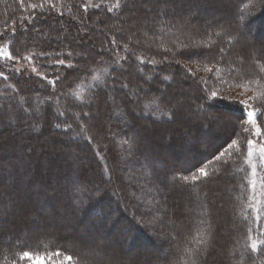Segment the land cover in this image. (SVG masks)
<instances>
[{"label":"trees","instance_id":"trees-1","mask_svg":"<svg viewBox=\"0 0 264 264\" xmlns=\"http://www.w3.org/2000/svg\"><path fill=\"white\" fill-rule=\"evenodd\" d=\"M176 1L177 0H171L167 2V14L158 16L157 13L162 5L158 0H152V2L156 5V8L153 11L152 21H150L146 26V31H143L145 26H143L140 31V33L144 32L149 35V41L140 42L138 39H134V35H132L131 31V27L136 25L135 22L132 23L131 18H134V16L137 17L135 13L132 14V17L130 16V10L132 9L131 3L135 2L134 0H129V8L122 11V13H125L129 21L123 24V29H117V31H112L111 27L103 25V22L111 20L112 18H117L122 13L119 15H117L115 11L109 13L107 12L106 6H102L100 8L90 6L93 4H101L102 0H48V2H45V0H23V4H21V0H0V29H4L0 32L3 36L2 41H0V46H2V44H7L9 51L13 52L14 55L16 53L21 55L28 53L33 54L32 63L34 66L38 67L40 73L44 72L47 77V79H43L41 76L36 74H25L22 71L6 69L1 65L2 63H0V71L4 72V74L8 76L7 81H5L3 77H0V103L4 105L3 111H0V122L4 123L6 119H9L11 116L17 114L16 101H18L20 97H24L29 101L25 107H29L30 110V106L33 104V106L35 105L33 108H38L39 111L36 112L35 110L33 111V115L31 117L25 116L23 119L15 120L13 123L15 126L20 127L24 124V122L31 121L30 126L32 127L33 122H35L37 124V128L35 130H33V128L31 129V137L34 136L35 138H42L41 136L49 130L64 136L76 135L79 133L80 128L72 121V114L87 111L92 114L91 121H87L89 124V131L87 135L91 136V132L93 134H100L101 137L99 140H101L104 138L102 131L103 127L99 125L97 126V123H99L98 119H96L98 118V115L92 113L91 108L94 109V111H98L100 109L102 113L105 110L108 111L109 107L105 105V98L107 95L112 96V89L120 84L119 81H117L118 77H120V79L125 78L130 81L138 90H140V87L142 86H150L148 90H143V88H141L140 98H137L139 100L137 103V109L141 108L143 114L150 110V108H146L145 105H151V102L154 99L164 100L165 103L161 104V107H168V102H174V100H176V96H174L173 93L169 94L170 91L168 90L163 96L162 93H159L158 87H160V84L167 86L173 84L174 82L178 83L179 76L181 75L190 79L185 73L186 68L178 64L176 61H195L201 65H203V61L204 63H207V66L212 67L213 63L211 61L218 53L219 47H229L226 44V41L229 39L228 33L232 32L233 35H235V32L233 31L234 15L238 8L243 12V16L240 17V22L245 25L248 31V36L251 38L253 45L256 49L264 47V45L260 43L261 41H264V6H262L261 0H243V3H241V0H196L193 4L190 2L192 0H183L181 2ZM108 2L109 0H103V5H107ZM221 2H224V4L228 7L219 5ZM32 4L43 5V7H36L33 9L30 7ZM85 4L89 5L87 11H85L84 8ZM216 5H218V8L215 7ZM213 8L220 9L227 14L222 17L219 15H222L223 13L217 14L216 16L213 15V17L211 14L210 16L207 15L209 11L211 13V9ZM190 13H195V15L192 16L190 24H185V20L189 17ZM69 19L74 21L85 20L88 24L94 25L93 33L96 35L97 41H100L99 44L101 49H105L103 46L104 44L108 49L103 52L102 60L101 56L98 55L101 50L97 51L96 47H94L91 43H87V41L86 45L90 50L86 55L87 59L82 60L74 55L73 58H66L67 52L71 51L70 49L64 48L68 47V42L71 44L70 47L81 45V43H77L75 41L77 36H73L72 33H68L67 37L64 36L61 39L53 37L42 38L39 36L36 37L35 34H30L31 31L34 32V28L36 30H40L42 26L46 29H55L57 28V21L61 22L62 27L68 31L69 24L64 23L63 21L67 22L66 20ZM129 22H131L130 26L128 25ZM181 24H185L181 31H177V27L171 26H179ZM253 31H256V36H252ZM217 32L222 34L221 38L216 37L215 33ZM23 33H28L30 38L25 40ZM177 36H179L182 44H189L190 49H185L183 45L179 44L181 42H177L175 48H173L176 55L173 57L170 52H164L163 49L165 47L172 48L173 42ZM113 38L117 41L118 48L117 45L111 44V40ZM213 42H215L216 47L211 50L209 56L197 54L199 52L209 51L201 46L204 44H212ZM124 44L128 45L131 49V53L124 52ZM177 44H179L178 47ZM191 47L195 48L191 49ZM42 52L47 53L48 55H39ZM61 52H65V54H62ZM57 54L62 55L58 57ZM248 55V52L241 51V45L234 44L231 46L229 55L225 57V63H221L217 66L220 67L222 71H225L227 65H232L233 62H235L233 66H236L238 70H240V60L243 58L245 60V63L242 66L243 71L253 73L254 70L252 65L255 57L249 59ZM123 56H127L128 58L126 60L120 59V57ZM138 56L145 59V61L151 59L154 63L145 62L144 64H141L139 60L136 59ZM165 57H167V59H165ZM58 58L65 59V63H68L69 59H71L72 63L86 68H93L95 71L88 74L83 71L67 69L63 65L55 63ZM114 58L116 61L119 60V66L115 64L116 62L112 66L107 64V67L102 66V62L107 63L112 61ZM98 61H100V63H98ZM113 66L118 70H112L110 67ZM122 67H124V70H121ZM107 68L111 70L114 77L117 76L116 81L118 84L115 83L116 85L114 87H110L109 85L112 79H109L108 76L104 75V70ZM60 69H62L65 73H59ZM109 69L107 70L109 71ZM141 69L143 71H141ZM82 74H85L87 76L86 78L91 81L89 86H87L88 83L83 79L74 83L75 80H77V78H79ZM57 75L61 77V80L55 84V91H53V85L49 84L48 81L54 80ZM210 75V73H206L203 70L196 72L197 77H207ZM93 76H98L99 80H94ZM165 76H168L171 79L169 81H165L163 80V77ZM148 77H151L152 79L148 80ZM190 80L196 84L195 87L198 91V88L201 87V85H199L195 79ZM95 81L97 82L94 83ZM103 81H107V88L103 87ZM5 85H11L12 87L6 88ZM13 89L16 91H13ZM67 90H69V93H67ZM221 91L225 90L222 89ZM116 92L125 99L124 103L126 104L127 109L130 107L128 111L132 110L134 106L132 107V104L128 101L127 97L124 96V91H122L120 86ZM229 92L233 93L234 90ZM261 92H264V88L262 87L260 88L258 95ZM96 93H98V95H96ZM9 95L13 97L12 100L5 99V97ZM49 96L53 97L50 102L47 100ZM61 97L63 100L60 101ZM54 98L59 99V104H56V100ZM41 101L43 103H39ZM89 102H91L90 106ZM9 104L11 105V108H9ZM234 106L231 103H222L221 105L224 109L236 108L233 110V113L235 114V119H233L234 121L229 119L231 121L230 125L232 123L235 125L236 134H232V126L228 132L223 134L221 139L219 138V140L217 139V141L211 142V145L206 146L205 148L201 149L199 146L192 145V149L190 151L191 153L189 152L190 154L188 157L184 161L178 160V162H176L177 164L174 165H166L154 157L142 155L143 147L141 146L136 149V154L128 160L129 165L132 168L131 175H128L127 172L122 173V169H118L121 168L122 165H120L117 160L115 153L107 156L106 163L102 162L103 160L100 158L99 152L96 149L92 150L94 146L93 138L92 142L89 143L82 135L75 138L71 137L72 143H74V140L80 141L81 146L86 148L85 151L88 150L87 152H89L90 155V167L88 168L85 166L83 163V157H76L75 152H73L72 149H69L66 154L72 158L73 167L64 170V178L62 179L64 182L61 187L65 190V187L75 179L76 175H78L79 180L87 185L89 189H94L99 186L101 192L99 198L96 200H89L78 214L71 211V209L67 211V214H70L71 217L73 216V218L77 220V226L88 220L91 214H95L96 217L100 216L103 217V219H107L106 221L109 222L108 225L103 222L98 226V223H95V221L92 220L88 224L90 228L93 229L97 226L100 227L102 229L101 231L104 232L106 236H111L114 242H119V244L131 249L138 246H144L146 241L149 244L152 242L151 237H147V235L144 234L142 228L143 226L137 223L138 220H136V214L139 220L143 219L144 222L146 221L148 231H151L152 234L157 237L158 243L154 247L159 249V256L161 255L167 257L165 261L161 262L162 264H190L189 258L184 254L183 250L186 247H194L195 242L193 241V244L189 245L186 241V237L191 239L197 234V232L205 234L210 231L213 235L211 245L208 246L207 255H211L212 252V255L210 256L211 260L215 256L214 249H218L219 246L213 243V238L215 236L213 226L210 224L209 220L211 218V214L208 210L210 206L208 199L211 198V196H208V194L220 187L222 184L220 178H223V176L225 178V175H228L229 172H231L233 176H230L229 179L234 177V179L237 180L238 185H234L233 187L234 194L232 195L230 203V212L232 215L236 216L237 221L240 223V227L243 226L242 229L237 231V234L239 235L238 242L242 241L244 247H242V249H244L243 251L245 252L243 264H252V261L249 260V256H251L255 264L264 263V254L259 251L257 253H250L249 249L251 241L249 239L250 233L248 232V228H251L252 226L250 212L247 209L248 182L244 152L240 155L226 153L225 156L221 158V162H216L214 160V155H218L217 148L225 140H227L229 136H231L232 139L238 140L241 147L245 148V142H243L246 139L245 136H238L240 130L242 129L239 123L242 113L239 105V107L237 105ZM13 108L15 111H12ZM66 109H68L69 113H67ZM120 109L122 111L123 109L126 111L123 105ZM61 111L67 113L68 122H72L73 125L67 132L65 131L64 123L66 118L56 115ZM113 112H116L118 116L117 118L122 120L119 116L120 110L118 108H114ZM129 112V117L135 121L131 111ZM108 115L111 118L114 117V114L110 111H108ZM143 118H145L144 115ZM145 120L153 122V119L151 118H145ZM257 121L264 129V115L259 116ZM9 122L12 121L10 120ZM135 122L134 129L131 131L127 130L128 127L126 129L123 128L122 130L118 125L110 127L111 129L109 128L115 135L114 138H117L120 141L121 146H125L129 144V142H133L132 137L138 129L136 127L138 124ZM56 124H60V127L57 128ZM5 125L8 124L5 123ZM197 130H201V128L199 127ZM123 141H128V143L122 144ZM0 144H2L1 141ZM35 147H38L37 143H35ZM14 150L17 152L18 158L14 163L6 162L7 164H2L5 169H27L32 174L33 171L35 172L36 170L34 178L38 182L41 181L45 172H51L53 167H48L49 169L44 171L43 164L46 162V159L43 154H40L38 149L36 151L37 155L32 152L28 153L29 149L27 150V146L21 144L16 145ZM48 152H50V146L48 148ZM42 159L43 162H41ZM209 161L212 162L209 163ZM18 162H22L23 164L18 165ZM109 164L110 167L112 166L115 169L113 173L109 168ZM92 165L95 166L96 180H94L91 175ZM201 167H204L206 171L207 169L215 171L217 168L218 173L207 179L202 178L195 184H185L180 179V177L185 175L191 176L192 174H196L195 172H198V169ZM120 172L123 176L125 174V178H129L132 182L127 189L125 188L123 201L126 203V206L130 208L134 204V206H137V210L130 212L127 211L126 207L118 206L119 201L113 194V188L111 187L112 189L110 190L109 186H104V181H109L111 174L114 180L120 177ZM209 173L213 174L214 172L209 171ZM168 181L169 183L173 182L172 184L170 183L172 186L171 191L169 190ZM212 182L217 183L212 185ZM173 184L177 187L186 189H201L204 184L207 186L200 191V193H198V200L193 197L189 198V200L191 199L192 201H189L190 205L192 206L193 204L195 206L193 211L189 206V213H193V216L190 218V221H192L191 223H193V225L191 224V228L187 225L184 226V221L180 218V208L178 204L174 202L173 198L175 195H173V192H175L173 188H176ZM4 186L5 183L3 181V183L0 184V191L4 188ZM48 187L49 185L43 186L44 189L49 190ZM133 193H135V197L132 195ZM21 194H23V191L16 188L14 193L8 195L0 201V210H11V207L13 206L11 213H8V217L14 219L12 222H7L6 214L4 218L1 219L0 217V225H13V231H15V234L13 235L6 233L9 240L5 242L3 229L0 230V264H21L19 261V255L22 251H32L36 255L45 256L47 258L54 249H59L63 255L60 258L55 259L52 264H68L67 261L63 260L64 256L73 257L71 264H99L100 259H108V256L105 255L104 252H100L99 256L95 255L97 256L96 259H88L82 255L83 253L81 252L82 249H80V246H77L78 248H74L77 243L73 246V241L70 238L68 240H64L62 235H54L49 230H45V233L40 234L38 233L39 231L35 230L37 227L30 226L31 229L26 228L28 231L27 233H25L24 229L20 232L21 229H19L18 226L19 224L23 225V220L26 219L24 209H22L19 204L17 207V204L9 203L8 197L13 196L21 203L23 201ZM53 196H55V194H53L52 197ZM55 199L59 201L58 207L68 208V203L65 202L64 204H61L62 201L60 199ZM123 201H120L121 205L123 204ZM149 201H158L159 203H153L152 211L150 213H146L145 208L147 206V202ZM105 203H113V206H116L112 207L107 212L103 209ZM163 206H166V209L169 208V213L162 211ZM133 207L132 209H134ZM14 213H16V216H13ZM113 215H115V217H113ZM172 216H176V219ZM153 217H155L154 220ZM1 220H3V222ZM15 220H17V223ZM150 220L153 221L152 224H149ZM172 221L175 222V229L173 228ZM201 221H203V223H201ZM119 222L126 223V225L121 226L120 231L116 227ZM206 224H208V226H206ZM209 224L211 225L210 228ZM43 231L44 230H42V232ZM114 232H117V235ZM112 234H115L117 237ZM173 237H175V239H172ZM262 239H264V236H262ZM231 252L234 253V250ZM91 255L94 256V254ZM232 256L237 259L238 262L241 261L240 257H236L233 254ZM22 264H31V262L25 260ZM44 264H49L47 259H45ZM200 264H203L202 261H200Z\"/></svg>","mask_w":264,"mask_h":264},{"label":"rangeland","instance_id":"rangeland-1","mask_svg":"<svg viewBox=\"0 0 264 264\" xmlns=\"http://www.w3.org/2000/svg\"><path fill=\"white\" fill-rule=\"evenodd\" d=\"M134 1L135 2L131 3L132 9L130 10V16L132 17V14L135 13L137 17L134 16V18H131L132 23L135 22L136 24L134 27H131L132 35H134V39H138L140 42L149 41V35L145 34L144 32L140 33V31L143 26H145L143 31H146L145 30L146 26L149 24L150 21H152L153 11L156 8V5L154 4V2H152V0H137V1L134 0ZM169 1L171 0H167V2ZM178 1L181 2L183 0H177L176 2ZM195 1L196 0H192L190 2L193 4V2ZM219 5L228 7L226 4H224V2H221V4L219 3ZM215 7L218 8V5H216ZM148 9H151V12H149ZM221 13H223L222 15H219L221 17L227 14V13H224V11L220 9L213 8L211 9V13L209 11L207 15L210 16L211 14L213 17V15L216 16L217 14H221ZM66 21L67 22L65 21L63 22L69 24L68 31H66V29L62 27L61 22L57 21L56 22L57 28L55 29H46V28H43L42 26L40 30H36L34 28L33 29L34 32L31 31L30 34H35L36 37L39 36L42 38L43 37H53V38L61 39L64 36L67 37L68 33L70 34L72 33L73 36H77L75 41L77 43H81V45L79 46L75 45V46L70 47L71 44L68 42L67 43L68 47H64V48L70 49L74 53L73 55L75 57H78V54L82 53L83 57H80L82 60L87 59L86 55L88 54V51H90L86 45V41L87 43H91L94 47H96L97 51L101 50V47L99 44L100 41L99 42L97 41L96 35L93 33L94 25L88 24L87 22H85V20L84 21H81V20L74 21V20L69 19ZM127 21L129 20L127 19L125 13H122L117 18H112L111 20L104 21L103 25L111 27L112 31H117V29H123L124 28L123 24ZM128 25L130 26L131 22H129ZM3 30L4 29H0V32ZM255 34H256V31H253L252 36H256ZM23 37L25 38V40H28L30 38L28 33L26 34L23 33ZM179 44L184 45L182 43H179ZM179 44H177V47L179 46ZM103 46L105 48L104 52L107 51L108 49L106 48L105 44ZM194 48L195 47H191V49H194ZM61 53L65 54V52H61ZM29 54L30 53L23 54V55H29ZM15 55H21V54L16 53ZM177 61L176 62L178 64H180L186 69H192L193 71H196L197 69L203 70V65L199 64L198 62H195V61L186 62V61H181V60H177ZM115 62H116V59L114 58L112 59V61H109L107 63L102 62L101 64L103 67H107L106 64L109 66H112L114 65ZM0 63H2L1 65L6 69L16 70L17 68H19L20 71L24 72L25 74H28V73L36 74V73H33L31 70L32 67L34 66L32 61L28 62V61L20 60L19 62H16V61L6 62L4 60H0ZM115 64L119 66V64L117 63ZM110 68L112 70H118L114 66ZM121 70H124V67H122ZM37 71L40 72L38 70V67H37ZM108 72L110 73L112 77V81H110L111 83H113V80H114L115 83L119 81L120 84H125V83L128 84L127 89L125 90L122 88L121 89L122 91H124V94H125L124 96H126L128 101L132 104V107L134 106L133 109L129 111H131V114L133 115L134 120L137 122L133 121L132 118L129 117L128 113L130 112L128 111V109H130V107L127 109L126 104L124 103L125 99L121 95L117 94L116 91L120 85L117 83L118 84L117 87L112 89L113 90L112 96L107 95V97L105 98V105L109 107L108 111L114 114L113 118L109 117L107 110H105L102 113L100 109L98 111H94V109L91 108L92 113L98 115V118H96L98 119V122H99L97 123V126L99 125L103 127L102 131L104 135V138L102 137L103 139L99 140L101 137L100 134H93L90 130L91 137L93 138V143H94L92 150L96 149L99 152L100 158H102L103 160L102 162L104 163H106V158L108 155L110 156V154L115 153V155L117 156V160L119 161L120 165H122L121 168H118L120 170L122 169L121 170L122 173L127 172L128 175H131L132 168L130 167L128 160L130 159V157H133L136 154V149L141 146L143 147V152H144V153L142 152V155H145L147 157H150V156L154 157L158 159V161L160 160L166 165H169V164L174 165V164H177L176 162H178V160L184 161L188 157V155L191 153L190 151L192 149V145L199 146L201 147V149L205 148L206 146L211 145V142H215L217 141V139L219 140V138L221 139L223 134L225 132H228L229 129L234 125L233 123L230 125V122H231L230 120L235 119V114L233 113V110H235L236 108H233V109L225 108L229 112L224 109L223 112L214 113L215 115H219L221 117L220 123L200 125L199 127L201 128V130H197L199 129V127H197L193 131L192 135L186 138L184 133L186 132L189 126V122L185 120L183 116H178L175 122L173 123H163V124L147 121L145 120V118H143L142 109L141 108L137 109L138 108L137 103L139 101L137 98L138 97L140 98L141 88H143V90H148L150 86H145V87L142 86L140 87V90H138L134 86V84H132L130 81L126 80L125 78L120 79V77H118L117 79V76L114 77V74L111 73L110 69ZM59 73L63 74L65 72L62 69H60ZM42 74L45 76L44 72ZM86 77L87 76L85 74H82L79 78H77V80H75L74 83H77L83 79L85 80V82L88 83L87 86H89V84H91V81L88 80ZM96 82L97 81H95L94 83ZM111 83L109 84L110 87H114L113 84ZM195 86L196 84L193 81L181 75L179 76L178 83L174 82L173 84L167 85V86L160 84V87H158V89H159V93H162L163 96L166 94L168 90L170 91L169 94L173 93L174 96H176V100L184 101L187 106L194 107L195 104L200 103L199 100L193 99L197 94V90ZM260 88L261 87L259 85L254 84L253 91L248 92L247 94H243V95H242L243 90L239 88L235 89L233 93H230L229 91H221V95L229 96V101H223L222 103L229 104L230 101L232 100H239L241 98L246 99L248 96L258 95ZM133 92H135L136 95H133ZM67 93H69V90H67ZM110 97L115 98V103H112V101L109 99ZM54 99L56 100V104H59V99L58 98H54ZM61 100H63L62 97L60 98V101ZM176 100H174V102ZM122 105L125 107L126 111L124 109L123 111L120 109L122 108ZM33 107H35V105L33 106V104H31L30 110L32 112L36 110ZM254 107H255V104H254ZM114 108H118L120 110L119 116L122 118V120L120 118H117L118 117L117 113L113 112ZM12 111H15V109L13 108ZM66 111L67 113H69L68 109H66ZM187 115H189V112L185 111L184 116H187ZM9 119H6L4 123L0 122V141L2 143L0 144V164H7L6 162L14 163L16 161V159L18 158L17 152H15L14 150L16 145L21 144V145L27 146V150L29 149L28 153L32 152L33 154H36V155H37L36 151L38 149L40 154L41 155L43 154V156H45V159H46V162L43 164L44 171H46V169L48 170L49 169L48 167H53L50 173L45 172L41 181H39L40 184L42 186L49 185L48 187L49 190L46 189L47 192L51 196L55 194V196L53 197L60 199L62 201L61 204H64L65 202L68 203V201L65 198L66 197L65 190H63L61 185L64 182L62 180L64 178V175H63L64 170L69 169L70 167H73L72 166L73 160L71 157H69L66 154V152H68L69 149H72V151L75 152V156L83 157L84 159L83 163L85 164V166H87L88 168L90 167V155H89V152H87L88 150L85 151L86 148L81 146L80 141L74 140V143L71 142V137H78L77 134L64 136V135L56 134L55 132H52L51 130H49L47 133L41 136L42 138L40 137L35 138L34 136L31 137V134H32L31 133L32 127L30 126L31 121L24 122V124H22L20 127H17L14 125L13 122H9L10 121ZM134 122L138 124L136 125V127L138 128L136 130L137 132L132 137V141L134 143L129 142V144L125 146H121L120 141L117 138H114L115 135L110 130L111 129L110 127L114 125H118L121 127L122 130L123 128L126 129L128 127L127 130L131 131L132 129H134V125H135ZM5 123H7L8 125H5ZM192 123L199 125V121L194 120L192 121ZM239 123L242 129L240 130L238 136L244 135L246 139L250 138L254 142L253 145L251 146L252 156L250 158L247 156L246 146L245 148L243 147L245 149L244 150V155H245L244 161H245V166L247 169V182H248V201H247L248 207L247 209L250 212V220H251V226H252L251 227L252 232H250V237L252 239L261 240L262 239L261 229H264L263 228L264 159H261L259 149L262 146L261 142L264 141V129L262 125L257 121V125H259L261 129V135L256 136L255 135L256 130L254 127L250 128L249 133L243 132V128L249 127V125L247 124L246 118L244 120L239 119ZM246 139L245 141H243L245 142V145H246ZM35 143L38 144V147H35ZM49 146H50V152H48ZM41 162H43V159L41 160ZM17 164L22 165L23 163L18 162ZM253 166H255L256 175H253ZM109 168L111 172L113 173V171L115 170L114 167L112 166L110 167V164H109ZM209 171L214 172L213 174H210V176H214L216 173H218L217 168L215 171L207 169L208 173ZM35 172L33 171V175ZM195 173L198 174V172H195ZM229 174H231V172H229ZM229 174L225 175L226 176L225 178L224 176L223 178H220L222 181V184L220 185V187L216 188L212 193L208 194V196H211V198L208 199L210 203L208 210L211 214V218L209 220H210V224L213 226V231H214V236H215L213 238L214 240L213 243L219 246V248L214 249L215 256L211 260H210V256L212 255V252H211V255L210 254L207 255L208 254L207 252L204 253V256L201 260L203 264H238L237 263L238 260L235 259L232 256V254L235 255L236 257L245 258V252L243 251L244 249H242L243 244H242V241L238 242L239 235L237 234V231L239 229H242L243 226L240 227V223L237 221L236 216L232 215L230 212V203H231L232 195L234 194L233 187L234 185L237 186L238 184H237V180L234 179V177L229 179L230 176H233L232 174L231 175ZM91 175L94 180L97 179L95 176L96 175L95 166L93 165L91 166ZM125 176H126L125 174L123 176V174H121L120 172V177L118 179L113 180L112 174H111L109 181H104L105 183L104 186H107V187L109 186L110 190L113 188V193H115L116 199L119 201L118 206L126 207L127 211L131 212L133 210H137V206H134L133 204L134 207L133 206L132 207L134 209H132V207L131 208L127 207L126 203L123 201L124 200L123 196L125 194L124 193L125 188L127 189V187L130 184H132L131 180L129 178H125ZM253 181L255 182L254 185H253ZM4 183H5V186L0 192H2L4 194V198H6L8 195H11L12 193H14L16 188L10 187L6 179L4 180ZM170 183L172 184L173 182H170ZM170 183L168 181L169 190L171 191L172 186L170 185ZM216 183L217 182H212L211 184L213 185ZM173 186L176 187L175 189L173 188V190H175V192H173V195L175 194L173 198H174V202L177 203L180 208L179 209L180 211L179 213L181 215L180 218L183 219L184 226L187 225L188 227L191 228V224L193 225V223H191L192 221H190V218L191 216H193V213H189L190 212L189 210L192 209L193 211V209H195V206L193 204L192 206L190 205V202L192 201L191 199L189 200V198L193 197V198H196V200H198L199 199L198 193H200V191H202L207 186L206 184H204L201 189L200 188L199 189L198 188H192V189L180 188V187H177L175 184H173ZM23 194H21V196L24 199L26 195L24 191H23ZM227 196L229 197V199ZM120 201H123L122 205L120 204ZM19 205L21 206L22 209H24L23 201L19 203ZM115 206H113V203H105L103 206V209L104 211L108 212L112 207H115ZM189 206H190V209H189ZM17 207H18V204H17ZM166 208H167L166 206H163L162 211L169 213V208L168 209ZM12 209H13V206L11 207V210L10 209L7 211L5 209L0 210L1 219L4 218V216L7 214V219H6L7 222L14 221L13 218L8 217V213H11ZM67 213H68L67 211L64 213V215L67 217L65 220L61 221L60 219H57L53 224L45 223L42 227H38L36 225L33 226V224L30 221V218L26 216V219L23 220L24 221L23 225L19 224L18 228L21 229L20 232H22V229H24L25 233H27L28 231L26 228L31 229L30 226L37 227L35 228V230L39 231L38 233L40 234L45 233L46 232L45 230H49L54 235H62L64 240H68L69 237H71L70 239L73 241V246H74L76 244V236L70 234L71 232L65 231L66 227L70 226L71 228H74L76 230V234H79L85 228H90L88 223H90L91 220L95 221V223L97 222L98 226L101 225L103 222L106 223L107 225L109 224V222L106 221L107 219H103V217H100V216L96 217L95 214H91L88 220L82 222L80 225L77 226L76 224L77 220L74 219L73 216L71 217L70 214L68 215ZM96 213L99 214L98 212ZM15 214L16 213H14L13 216H16ZM257 216L260 217L259 221H257L256 219ZM113 217H115V215H113ZM135 217H136V220L139 221L138 216H136V214H135ZM172 217L173 218L175 217L176 219V216H172ZM102 220L103 222H101ZM1 221L3 222V220ZM15 222L17 223V220H15ZM139 224L143 226L142 228H143L144 234H146L147 237H151L152 242L149 244L146 241L144 246H138L134 249L125 247L122 244H120V246L125 252L135 254L137 261L141 262V264H143V262L145 261V258H147L146 264H162L161 262L165 261L167 257L161 256V255L159 256L160 254L159 249L157 247H154L158 243L157 237L153 235L151 231H148L146 221L144 223H139ZM122 225H126V223L119 222L116 225L119 231ZM98 226L94 229H99L100 234L103 236L104 240L106 242H114L112 240V237L109 235L106 236L104 232L101 231L102 229ZM206 226H208V224H206ZM13 228L14 226L10 224H8L7 226H4L2 224L0 225V230L3 229V232L5 234V236H3L5 242L9 240V237L6 233H10V235L15 234V231H13ZM42 230L44 231L42 232ZM179 230H180V226H179ZM114 233L117 235V232H114ZM115 234H112V235L116 236ZM77 246L79 245L77 244L74 248H78ZM80 249H82L81 252L83 254L81 252L80 253L86 258L91 259V260L97 258V256L91 255L93 254L91 250L87 248H83V247H81ZM232 250H234V253L231 252ZM37 264H41V262L37 261ZM259 264H264V263H259Z\"/></svg>","mask_w":264,"mask_h":264},{"label":"snow or ice","instance_id":"snow-or-ice-1","mask_svg":"<svg viewBox=\"0 0 264 264\" xmlns=\"http://www.w3.org/2000/svg\"><path fill=\"white\" fill-rule=\"evenodd\" d=\"M48 2V0H45ZM161 3V8L157 13L158 16H163L167 14V0H159ZM243 3V0H241ZM21 4H23V0H21ZM262 6H264V0H261ZM94 8H100L102 6H106L107 12L112 13L116 12L117 15L121 14L123 10L129 8V0H109L107 5H103V0L101 4H93L90 5ZM31 8L35 9L36 7H43V5H30ZM54 7V5H53ZM89 5L85 4L84 8L87 11ZM151 12V9H148ZM195 13H190L189 17L186 18L185 24H190L192 16ZM243 16V12L238 8L235 15H234V28L232 32H229V39L226 41V44L229 47H219L218 53L216 54L215 58L211 61L213 63L212 67L207 66V63L203 64V71L206 73H210V76L207 77H197L196 71L192 69H185V73L188 78L197 80L198 84L201 87L198 88L196 96L193 98L194 100H199L200 103L195 104L194 107L187 106L184 101L176 100L175 102L169 101V106L166 108H162L161 104H164V100H156L154 99L151 102V105H145L146 108H150V110L143 115L145 118L153 119L154 123H173L175 122L178 116H183L185 120L189 122V126L184 133L185 137H189L192 135L193 131L200 125L204 124H213V123H220L221 117L219 115H215L214 113L223 112L224 108L221 107L223 101H229L228 95H221V90L225 91H232L237 88L243 90V94H247L248 92L253 91V85H259L260 87L264 88V47L261 49H256L251 41V38L248 36V31L244 24L240 22V17ZM185 24L171 25L172 27H177V31H181ZM231 27V25H230ZM183 34V33H181ZM210 35V34H209ZM217 38H221L222 34L220 32L215 33ZM3 36L0 34V41H2ZM181 42L179 36L176 37L175 41L173 42L172 48L165 47L163 49L164 52H170L174 57L176 52L173 51L175 48L176 43ZM182 43V42H181ZM264 45V41L260 42ZM112 45H117V41L115 38L111 40ZM234 44L241 45L242 52H248V58L251 59L255 57L253 61V73H249L247 71H243V64L245 60L241 58L240 60V70L236 66L227 65L226 70L222 71L220 67L217 65L221 63H225V57L229 55L231 51V46ZM183 47L185 49H190L189 44H184ZM201 47L208 49L207 52H199L197 54L202 56H209L211 50L216 47L215 42L212 44H204ZM118 48V45H117ZM123 50L125 53H131V49L128 47L127 44H124ZM249 50H251L249 52ZM104 49H101V52L98 55L101 56V60L103 57ZM39 55L44 56L48 55L47 53H40ZM58 57L62 54H57ZM83 54H78L77 58L82 57ZM66 58H73V52H67ZM128 57L123 56L120 57L122 60H126ZM137 60L141 64L147 63H154L153 60L149 59L145 61V59L141 57H136ZM167 59V57H165ZM0 60H4L6 62L16 61L19 62L20 60L31 62L33 60V54L29 55H14L13 52L9 51V47L7 44H2L0 46ZM178 62V61H177ZM55 63L59 65H63L67 69H73L78 71L87 72L91 74L95 71L93 68H86L83 66H79L75 63L71 62L69 59L68 63H65V59L58 58ZM100 63V61H98ZM119 64V60L116 61ZM32 72L36 73L37 75L41 76L43 79H47L42 73L37 71V66L32 67ZM16 71H20L19 68ZM141 71H143L141 69ZM104 75L108 76L109 79H112L110 73L107 69L104 70ZM0 77H3L5 81L8 80V76L4 74V72L0 71ZM94 80H99L98 76H93ZM151 80V77L147 78ZM171 78L168 76L163 77V80L169 81ZM61 80V77L57 75L54 80L48 81L49 84L53 85V91H55V84ZM103 87L107 88L108 84L107 81L102 82ZM113 86H115V81L113 80ZM122 89H127L128 84H120L119 85ZM6 88L12 87L11 85H5ZM13 91H16L13 89ZM98 95V93H96ZM133 95H136L133 92ZM163 95V94H162ZM6 100H12L13 97L11 95L5 97ZM53 99L52 96H49L47 100L50 102ZM112 103H115V98H109ZM29 101L26 100L24 97H20L17 104V114L10 117L12 122H15L17 119H23L25 116L31 117L33 112L29 111V107H25ZM39 103H43L42 101ZM89 102V106H90ZM233 105H239L240 111L242 116L240 119L246 118L247 124L249 127L243 128V132L249 133L250 128H255V135H261L260 126L257 125V119L259 116L264 115V92H261L259 95L248 96L246 99L241 98L239 100H232L230 101ZM255 104V107H254ZM4 105L0 103V111H3ZM9 108L11 105L9 104ZM39 109H36L38 112ZM188 111L189 115L184 116V112ZM59 117H65V131L67 132L72 128V122H68L67 113L64 111L58 112L56 114ZM92 114L87 111H81L80 113L72 114V121L77 124L80 128V132L77 133V136L83 135V138L87 140L89 143L92 142V137L87 135L89 131V124L87 121H91ZM199 121V125L192 123V121ZM56 127L59 128L60 124H56ZM33 130L37 128V124L33 122L32 124ZM232 134H236L235 125H233ZM75 138V137H74ZM128 141H123L122 144H127ZM134 143V142H133ZM253 140L248 138L246 139V148H247V156L250 158L252 156V145ZM262 146L259 149L261 159H264V141L261 142ZM244 148L241 147V144L238 140L232 139L231 136L227 140H225L218 148L217 152L218 155H214V160L216 162H221V158L225 156V154H236L240 155L244 152ZM147 158V157H146ZM212 161H209L211 163ZM226 163V162H224ZM75 175V174H74ZM253 175H256L255 166H253ZM210 177V173H208L204 167L198 169V174H192L191 176L185 175L180 177V179L185 183H192L195 184L196 182L200 181L202 178L207 179ZM7 180V183L10 187L21 189L25 192V197L23 199V206H24V214L30 218V221L33 225L38 227H42L45 223L53 224L57 219L61 221L65 220L67 217L64 215L66 211L71 209V211L75 213H79L87 204L89 200H96L100 197L101 189L99 186L95 187L94 189H89L87 185H85L82 181L79 180L78 175L75 176V179L65 187L66 199L68 201V208L58 207L59 201L53 198L46 189L43 188L39 184L38 181L35 180L34 175L27 169H5V167L0 164V184L3 183L4 180ZM255 182L253 181V185ZM115 195V193H113ZM135 197V193L132 194ZM4 198V194L0 192V201ZM9 202L11 204H19L20 201L16 200L13 196L8 197ZM153 203L158 204V201L147 202V206L145 208L146 213H150L153 208ZM155 217H153V220ZM257 221H259L260 217L257 216ZM103 222V220L101 221ZM137 223H144L143 219L137 221ZM153 221L150 220L149 224H152ZM173 228H176L175 222L173 221ZM203 223V221H201ZM211 225L209 224V228ZM65 231L71 232L73 235L76 236V243L83 248H87L93 252L94 255L99 256L100 252H104L105 255L108 256L107 260L100 259L99 264H141V262L137 261L136 255L131 254L129 252H125L122 247L120 246L119 242H106L102 235L100 234L99 229L93 228H85L79 234H76V230L74 228L66 227ZM248 232H252V228H248ZM212 232H207L205 234H201L197 232V234L188 239L186 237V241L189 245L195 242L194 247H186L183 251L186 256H188L190 264H200L204 253L207 252L208 246L211 245L212 241ZM261 235L264 236V229H261ZM71 238V237H69ZM172 239H175L173 237ZM250 239V253H257L258 251L264 254V239L257 240V239ZM62 252L59 249H54L46 258L45 256L36 255L32 251H22L19 255V261L22 262L27 260L31 262V264H37V261L44 264L45 259L48 260L49 264L55 259H58L62 256ZM73 257L71 256H64L63 260L67 261L68 264H71ZM146 259L143 264H146ZM244 258L241 257V261L238 264H243ZM249 260L252 261V264H255L254 260H252L251 256H249Z\"/></svg>","mask_w":264,"mask_h":264}]
</instances>
